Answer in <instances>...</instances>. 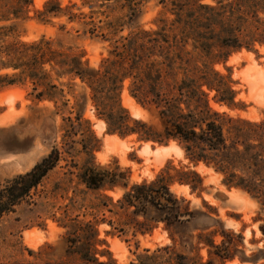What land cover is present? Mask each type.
Segmentation results:
<instances>
[{
    "label": "trees",
    "instance_id": "trees-1",
    "mask_svg": "<svg viewBox=\"0 0 264 264\" xmlns=\"http://www.w3.org/2000/svg\"><path fill=\"white\" fill-rule=\"evenodd\" d=\"M80 1L78 9L88 7V13L72 12L75 4L62 7L56 0H47L37 13L40 19L62 14L69 22L81 20L88 26L85 33L113 39L108 56L96 68L89 66L84 51L65 47L58 38L22 37L20 23L30 18L32 0L0 1V89L29 83L37 100L51 101L56 112L67 113L61 126L64 150L54 145L30 170L0 187V217L31 198V191L57 166L62 152H69L66 149L75 142V135L82 134V152L92 154L96 137L90 121L83 117L89 99L109 134L136 135L138 140L158 144L174 141L187 160L181 167L168 162L153 180L133 184L128 183V170L118 165L110 168L90 162L79 168V180L88 189L124 188L118 207L131 209L135 231L150 232L162 222L169 232L170 244L144 249L129 264H215L216 259L226 264L234 260L242 252V236L224 229L219 220L218 227L206 226L193 236L181 234L175 239V227L212 214L190 209L187 200L171 192L170 185H187L200 193L202 177L193 166L202 163L221 174L227 188L244 191L264 208V118L252 120L231 113L244 108L236 101L238 91L230 75L213 67L234 51L264 46V0H160L164 10L154 28L137 24L146 0ZM94 15L104 19L95 22ZM125 28L127 34L116 37ZM75 81L88 94H76ZM125 87L152 120L129 114L121 103ZM67 93L73 99L69 108ZM153 210L154 216L148 217ZM62 226L66 229L63 254L44 256L55 248L46 243L37 252L28 250L35 259L29 264H117L98 237L96 222L80 220ZM261 231L264 234V228ZM258 259L252 255L247 260L256 263Z\"/></svg>",
    "mask_w": 264,
    "mask_h": 264
},
{
    "label": "rangeland",
    "instance_id": "rangeland-1",
    "mask_svg": "<svg viewBox=\"0 0 264 264\" xmlns=\"http://www.w3.org/2000/svg\"><path fill=\"white\" fill-rule=\"evenodd\" d=\"M46 1L32 0L28 7L30 18L20 23L22 37L26 40L38 39L42 35L58 38L65 47L84 51V58L89 66L98 67L101 60L108 56L114 43L113 39L107 40L85 33L87 25L81 20L69 22L66 15H47L40 19L37 12L43 9ZM56 1L62 7L75 4L72 12H89L88 7L78 9L80 0ZM163 10L160 0H146L137 24L144 28H154L156 18ZM93 17L95 22L104 19L100 15ZM86 20L89 19L86 17ZM127 32L128 28H125L116 37L126 35ZM213 67L223 74L230 75L234 88L238 91L236 101L244 108L235 109L231 113H238L252 120L263 119L264 46L256 45V51L244 48L234 51L224 60L216 62ZM75 82L73 90L76 94H88L84 85ZM67 89L65 87L66 92ZM66 98L70 99L69 108L73 99L70 93L66 94ZM121 103L132 117L153 119V116L129 95L126 87L121 93ZM66 115V111L56 112L53 102L37 100L29 83L0 89V187L15 175L30 170L54 145L64 150L61 126L62 116ZM83 117L90 121L96 137L92 139V154L82 152V134L75 135V142L66 149L69 152H62L57 166L31 191V198L0 217V264L34 262V256L30 255L28 250L37 252L39 247L46 243L55 248L44 256L56 258L62 255L66 230L62 224L71 226L80 220L97 223L98 237L106 242L107 249L117 264H129L144 249L153 250L157 246L172 242L162 222L156 224L150 232L135 231L131 209L118 207V199L124 192L123 187L91 190L79 180L78 173L80 167L90 162L110 168L118 165L121 169L128 170L129 184L149 182L156 178L168 162L175 167L187 163L180 146L174 141L158 144L138 140L136 135L120 137L117 134H109L105 122L96 116L89 99ZM193 167L202 177L203 190L200 193L192 192L189 186L178 183L170 185V190L177 198L187 200L190 209L204 213L211 211L212 217L200 215L175 227V239L181 234L193 236L199 228L206 226L218 227L216 220H219L224 229L242 236V252L239 255L246 258L241 261L240 256H237L226 264H264V234L261 231V228H264V208L244 191L227 188L222 183V175L212 168L202 163ZM104 195L109 196L111 201ZM147 216L152 218L154 210L149 211ZM138 219L142 220L143 217L139 216ZM216 240L220 242L221 237L217 236ZM201 253L205 258L204 249ZM252 255L259 258L256 263L247 260ZM215 264L221 263L216 259Z\"/></svg>",
    "mask_w": 264,
    "mask_h": 264
},
{
    "label": "bare ground",
    "instance_id": "bare-ground-1",
    "mask_svg": "<svg viewBox=\"0 0 264 264\" xmlns=\"http://www.w3.org/2000/svg\"><path fill=\"white\" fill-rule=\"evenodd\" d=\"M241 53V52H240ZM131 107H133V106H131ZM133 109H134V107H133ZM102 124H103V122H102ZM103 126V125H102ZM106 137V136H105ZM112 137V136H111ZM119 137L117 136V139H118ZM108 139V138H107ZM111 140V139H110ZM106 141V140H105ZM109 141V140H108ZM114 141V140H113ZM161 148V147H160Z\"/></svg>",
    "mask_w": 264,
    "mask_h": 264
}]
</instances>
